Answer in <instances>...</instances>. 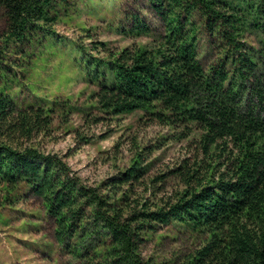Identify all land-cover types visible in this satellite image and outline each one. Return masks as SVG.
Returning <instances> with one entry per match:
<instances>
[{
  "label": "trees",
  "instance_id": "16d2710c",
  "mask_svg": "<svg viewBox=\"0 0 264 264\" xmlns=\"http://www.w3.org/2000/svg\"><path fill=\"white\" fill-rule=\"evenodd\" d=\"M78 1L93 2L0 0V207L41 200L68 264H264V0H125L110 23L130 38L122 47L80 27L89 44L70 42L69 56L100 115L139 110L194 138L193 154L148 182L137 152L97 185L37 143L75 112L70 100L17 96L29 93L35 50L62 41L54 26ZM166 177L180 187L158 196ZM164 226L193 240L146 256Z\"/></svg>",
  "mask_w": 264,
  "mask_h": 264
},
{
  "label": "rangeland",
  "instance_id": "374dc122",
  "mask_svg": "<svg viewBox=\"0 0 264 264\" xmlns=\"http://www.w3.org/2000/svg\"><path fill=\"white\" fill-rule=\"evenodd\" d=\"M124 2L78 1L73 9L76 13L70 10L62 17V22L54 26L62 41L55 47L43 48L40 53L35 50L36 56L27 68L25 80L29 83V93L25 89V92L17 94L18 99L25 97L26 100L35 99L48 104L51 99L70 100L75 112L68 114L64 124L56 119L50 133L38 137L37 143L45 152L59 155L89 185H97L116 173L137 152L150 163L140 179L146 182L194 153L193 134L188 136L180 128L160 124L142 111L114 117L100 115L91 101L94 86L78 76L79 67L69 56V47L72 41L88 46L89 39L84 36L81 26L88 27L95 39L108 41L112 46L122 47L131 43L130 38L110 28V23L117 18L120 4ZM205 57L204 53L202 58ZM30 88H33L31 94ZM99 115L102 117L100 120L90 122L92 117ZM79 135L86 136L88 141L80 140ZM165 179V182L155 183V187L166 184L164 191L156 193L158 196L172 193L180 187L174 177ZM135 185L144 196L151 194L150 183H145L146 188ZM157 231L142 246L146 256L161 259L168 252L188 246L193 240L186 233L176 234L167 226ZM53 235L52 220L47 217L37 197L28 195L22 202L0 207V264H68V256L60 250Z\"/></svg>",
  "mask_w": 264,
  "mask_h": 264
}]
</instances>
